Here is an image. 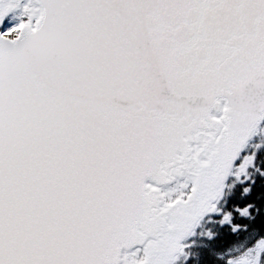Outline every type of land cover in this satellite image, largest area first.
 <instances>
[{
  "label": "snow or ice",
  "instance_id": "1",
  "mask_svg": "<svg viewBox=\"0 0 264 264\" xmlns=\"http://www.w3.org/2000/svg\"><path fill=\"white\" fill-rule=\"evenodd\" d=\"M0 264H264V0H0Z\"/></svg>",
  "mask_w": 264,
  "mask_h": 264
}]
</instances>
